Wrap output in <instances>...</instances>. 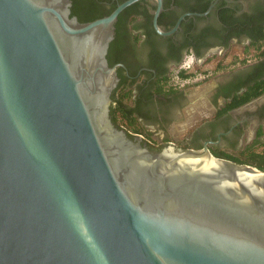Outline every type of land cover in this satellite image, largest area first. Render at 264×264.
Here are the masks:
<instances>
[{"label":"water","instance_id":"obj_1","mask_svg":"<svg viewBox=\"0 0 264 264\" xmlns=\"http://www.w3.org/2000/svg\"><path fill=\"white\" fill-rule=\"evenodd\" d=\"M137 1L80 23L0 0V264H264V168L115 123L106 54Z\"/></svg>","mask_w":264,"mask_h":264},{"label":"flooded vegetation","instance_id":"obj_2","mask_svg":"<svg viewBox=\"0 0 264 264\" xmlns=\"http://www.w3.org/2000/svg\"><path fill=\"white\" fill-rule=\"evenodd\" d=\"M125 1L71 0L70 11L75 2L81 9L102 14V18ZM157 9L155 1L139 0L117 16L114 37L106 54L110 68L121 66L115 68L118 81L112 91V105L113 92L120 85L132 92L141 121L162 125L170 123L176 112L183 108L186 98L181 88L185 85L214 80L217 86L211 101L216 102L217 98H221L224 108L230 101L229 97L242 95L257 83L264 82V0H161V10L155 22L157 30L166 34L172 32L184 16L176 30L167 36L158 35L154 29ZM230 56L231 62L235 61L242 67L235 72L216 76L217 70L225 71L230 67L223 64ZM188 58L193 59V64L185 71L182 65ZM213 63L214 68H205ZM173 72L177 82L171 77ZM195 73H200L203 79L180 85L188 81L189 76L193 78ZM181 74L187 77L182 78ZM261 96L251 101L252 105L257 106V111L250 114L252 118H262L264 114V104L259 99ZM230 121L222 119L217 127L225 129ZM215 129L210 126L209 131L213 134ZM257 133L251 143L256 141L257 152H261L264 150L261 147L264 145V134L257 137ZM197 141L201 139L194 140ZM211 141L214 140H204L202 145L208 143L209 150L214 151ZM147 143L162 147L172 142L148 140ZM172 144L179 148L177 144ZM241 151L233 156L239 157Z\"/></svg>","mask_w":264,"mask_h":264},{"label":"crops","instance_id":"obj_3","mask_svg":"<svg viewBox=\"0 0 264 264\" xmlns=\"http://www.w3.org/2000/svg\"><path fill=\"white\" fill-rule=\"evenodd\" d=\"M223 64L230 65V67L225 71L217 70L216 76L224 72H235L242 67L235 61L231 62V56ZM213 65L214 63L205 68H214ZM216 86L214 80L185 85L184 88H181L186 98L183 108L176 112V116L170 123L161 125L157 122L145 123L141 121L146 133L144 136L152 142H172L179 148L193 149H200L204 140L211 139L214 140L211 141L214 151L234 157L233 155L251 143L257 132L264 134V114L262 118H260L261 116L250 117V114L257 111V106L252 105V101L220 115L224 100L217 98L216 102L211 101ZM259 99L264 104V95ZM262 112H264V108ZM222 119L231 120L225 129L217 127ZM210 126L216 127L213 134L209 131ZM198 138L201 141L194 142Z\"/></svg>","mask_w":264,"mask_h":264},{"label":"trees","instance_id":"obj_4","mask_svg":"<svg viewBox=\"0 0 264 264\" xmlns=\"http://www.w3.org/2000/svg\"><path fill=\"white\" fill-rule=\"evenodd\" d=\"M71 16H77L80 23H87L93 20L101 18L102 14H93L88 10L81 9V6L76 5L75 2ZM182 78H186L187 75L181 74ZM125 87L118 86L113 92V113L114 120L117 127L124 128L132 134L146 135L144 127L140 120L141 115L136 108L132 97V92L126 91ZM264 93V82L257 83V86L249 89L242 95H234L229 97L230 101L221 110L220 115L227 113L230 110L242 107L249 102L255 100ZM262 132L257 133V137H260ZM264 147V145H261ZM258 147L256 141L250 143L239 153V157H232L223 152L211 151L212 154L217 158H223L233 161L237 164H246L256 169L264 168V150L257 152Z\"/></svg>","mask_w":264,"mask_h":264},{"label":"built area","instance_id":"obj_5","mask_svg":"<svg viewBox=\"0 0 264 264\" xmlns=\"http://www.w3.org/2000/svg\"><path fill=\"white\" fill-rule=\"evenodd\" d=\"M192 64H193V59L192 58H188V59L185 60L184 64L182 65V67H183L182 69L187 71L191 67ZM193 76H194L193 78L191 76H189L190 78L189 77L187 78L188 81L181 82L180 85L182 86V85H185V84H188V83L190 84V83H192L191 81H200L204 77L200 73H195V74H193ZM173 79H174L175 82L178 81L177 80V76H174Z\"/></svg>","mask_w":264,"mask_h":264},{"label":"rangeland","instance_id":"obj_6","mask_svg":"<svg viewBox=\"0 0 264 264\" xmlns=\"http://www.w3.org/2000/svg\"><path fill=\"white\" fill-rule=\"evenodd\" d=\"M227 67H229V66H227ZM175 72V71H174ZM174 72L172 73V75H171V77L173 78V74H174ZM144 138L147 140V138L144 136ZM148 141V140H147Z\"/></svg>","mask_w":264,"mask_h":264}]
</instances>
